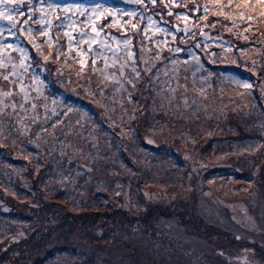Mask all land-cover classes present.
<instances>
[{
	"label": "rangeland",
	"instance_id": "1",
	"mask_svg": "<svg viewBox=\"0 0 264 264\" xmlns=\"http://www.w3.org/2000/svg\"><path fill=\"white\" fill-rule=\"evenodd\" d=\"M51 2L61 6L80 4L87 8L101 4L113 6L114 10H126L128 13L135 11L137 16L131 17L123 15L121 11L117 10L114 17L96 21V26L99 29L101 26L107 25L105 32L111 33L117 39L131 37V50L137 51L136 62L142 69L162 67L163 62H167V52L170 49L179 46L183 49L181 52L184 53L199 42V48L196 49L208 51L205 54L210 57L208 60L210 68L201 73L206 72V75L211 73L208 78L212 77V83H221L224 86L219 97L215 93H208L210 96L208 99V95L205 98L196 97L197 102L194 107L199 111L204 109V113L208 117H197L198 121H196L195 118H191L192 113H188L182 123L179 122V113L174 120L165 113L158 122L141 119L139 122L132 123L135 130L142 133L148 142L153 143L155 148L148 151L151 152L155 149L160 155L163 151L167 153L170 151L171 147H168V144H170L169 140L172 134L181 130L189 132V134L183 132L186 138L182 140L181 145H192L195 149L193 154L190 151L182 152V158L186 161L179 165L180 170L184 168L187 172L185 180L175 179L174 185L165 183L164 185L162 182H158L159 180H155L159 186H155V181L149 179L148 176V168L152 169L153 166L145 163L141 168L140 164L132 163L131 166L125 164L129 157L124 150L127 139L123 131L128 129L125 128L123 122H119L121 115L117 117L118 113L112 106H109L107 101L95 99V94L89 88L68 91L72 96L82 99L85 107L95 114V123L92 128L79 127L72 121L63 126L62 144L64 148L58 157V164L63 167L59 173H62L63 177L50 175L54 178L55 189L62 194L53 196L54 200L46 196L52 212H46L38 217H35V212L30 209V206L35 202L25 195L17 194L15 190L17 184H25L29 187L32 184H43V182L27 176L19 167L22 166L25 169L26 166L33 163L31 158L35 156V153L32 149L27 148L25 141H33L37 138L38 132L35 131L36 128H39L36 126H38L40 117L36 115V126L30 128L29 131V126L26 124L27 119L22 115L18 113L16 115L14 112L5 113L1 119L6 122L7 132H2V147L0 149L4 153L1 155L9 156V162L3 161L2 165L5 169L10 170L6 178L10 179L8 185L13 184L15 189L9 190V192L14 194L15 202L20 205L17 210L22 213L17 218H10L17 226V232L7 241L1 243V246H7V244L13 246L7 263L21 264L22 254L25 252L26 257L28 254H32L33 258L32 260L26 259L24 264H31L36 258L49 253L53 246H63V240L69 243L64 238V233L72 228L78 234L91 231V236L101 237L96 240L97 238H89V235L84 234L80 242L83 252L79 250L78 254L71 256L59 251L55 257L43 264H218V250L225 242L224 234H229V232H219L218 230L221 229V226L231 229L234 227V224L231 225V221L240 219H242L241 227H248V229L243 228L242 231H239V240L245 245L260 241L259 243L264 246V135H262L264 128L259 126L264 124V17L258 15L259 9L257 8L252 13L253 20L241 21L239 18L241 10L235 9L236 0L231 8H221L220 5L212 3V0H163L167 3L165 6L162 5L161 0H157L156 5H148L150 11L144 13L145 17L151 15L153 21L156 22L153 26L147 27L145 32L148 22L146 18L139 19V15L143 11V7L139 4H127L114 0H51ZM194 4L198 6L199 11L194 10ZM223 4L227 5V0H223ZM205 6L208 8L207 19L197 20V17L203 14ZM20 7L24 12L28 10L27 0ZM40 7L46 9L43 15L52 22L51 32L54 34L52 47L49 48L44 43L45 38H41L35 30L32 36L34 37L33 42L41 45L44 55H49L51 52L49 62L45 64V69H48L51 74L49 79L56 85V88H59L60 85L63 87L64 82L72 84L75 81L79 84L80 76H74L77 73H83V71L78 70L80 67H77L76 62L71 61L67 64L63 61V67L61 69L57 67L59 71L54 72L55 65H58L61 59L63 60L61 56L57 60L56 55H52L55 51L54 44L56 41L64 44L66 40L65 29L57 27V17H63L65 14L60 9L53 13L47 8V3L41 5L37 0L33 6L35 12L33 20L39 19L42 15L36 11ZM168 8L171 9V15L167 14ZM221 10L235 17V27L223 16L215 15ZM181 13L188 14L187 22L182 17L177 18V14ZM247 15L246 12L245 16ZM84 19V17L78 16L79 21ZM129 20L131 23H127ZM113 21L115 22L113 23ZM187 23L193 26L196 34L194 36L184 35L182 31H179L183 34V42L173 41L172 34L178 33L176 29H183V25ZM214 23L216 26L212 27ZM132 24H136L137 28L133 29ZM251 24L255 29L250 30ZM0 26L7 27V22L2 21ZM157 27L167 28L169 32L157 31ZM80 28L88 32L91 31L90 24L77 23L73 32L75 33ZM226 28H230L231 31H227ZM201 29L203 33H208L207 37L200 34ZM22 37L27 39L26 36ZM224 37L234 40L233 45L238 44L234 47L236 50L231 48L233 45L230 43L222 41ZM151 40L154 44L151 43ZM107 43L117 46L116 41L111 39ZM220 44L230 49H221ZM85 45L82 46L83 51L88 50L87 45L86 48L84 47ZM156 46H159L164 53L159 52L160 49L157 52ZM97 47L96 44L92 45L93 50ZM120 47L123 46L120 45ZM68 51L70 52V50ZM65 53L68 54L66 51ZM71 53L75 60L80 61L81 57L78 58L75 48L71 50ZM103 53L109 55L110 51L103 50ZM121 53L124 56L127 51H122L119 54ZM209 53H215V55H209ZM157 54L159 59L156 58ZM127 55L128 53L125 56ZM91 57L92 53L89 60ZM103 61V57L96 58L95 66ZM9 69L0 71H4L6 74ZM61 71L68 76L63 78V75L60 74ZM225 71L235 72V74L226 75ZM179 72L188 77L186 71L179 70ZM243 84H250L251 87L245 88L242 86ZM8 85V82L2 81L0 90L6 91L4 88ZM11 86L16 85L12 84ZM194 88L196 87L192 84L189 91L190 96H196L197 92ZM186 89H180L177 99L180 95L182 98L184 97L185 92H188ZM5 106L2 109H5ZM9 113H12V119H9ZM21 121H24L26 125L19 128ZM50 128L57 133L58 130H54L53 125ZM219 137L226 138L221 140ZM113 141L118 144V149L114 150L122 151L123 157H115L114 150H112L110 161L94 159L95 153L100 155L98 151L102 147L109 149ZM33 144L41 156L39 162H35L33 166L44 165L43 168L48 169L51 164L50 154L58 145H52L50 142L40 144L37 140ZM206 146L210 148L211 153L207 157H202L201 148ZM172 147H175V144ZM144 148L146 147L144 146ZM231 149L237 150L235 155H225V157L224 152L227 153ZM258 150L260 151L258 152ZM133 160L135 161V159ZM170 160L169 168H174L179 163L171 157ZM82 165L86 166L89 175L81 176L79 181L77 171ZM199 165H203V167ZM145 169L143 182L136 183L137 177L133 176H137ZM57 175L59 176L58 173ZM102 178L114 181L113 190L116 191L117 197L108 195L111 209L107 211L104 206L103 211H80L71 220L74 222L76 219V223H70L63 229V223L66 222L63 218V207L78 205L79 200L76 196L81 197L88 193L94 198L96 191L105 190L104 183L100 181ZM72 183L75 184L74 193L69 198L70 203H65L66 201L62 199L63 191L67 192L69 184ZM3 185L6 186V183ZM170 185L174 187L172 188ZM106 190L110 192L109 188ZM151 205H159L160 211L167 212L172 209L174 211L170 216L164 217L149 209L150 218L152 220L154 218L155 221L153 224L142 225L138 217H145L147 209ZM5 209L14 210L9 206ZM121 212L124 214L128 212L129 215L136 214L137 217L131 225L125 223L123 227H117L114 230L116 239L103 236L101 228L122 225L120 218L123 214L118 215ZM104 213L105 215L94 223H81L88 215ZM197 215L205 219L198 220ZM67 221L69 220L67 219ZM192 226L201 227L200 235L195 234ZM34 248H38L41 252L35 253ZM126 254L127 258L121 259L122 256L126 257ZM103 258H107L110 262L103 261ZM2 264L5 263L2 262Z\"/></svg>",
	"mask_w": 264,
	"mask_h": 264
},
{
	"label": "trees",
	"instance_id": "2",
	"mask_svg": "<svg viewBox=\"0 0 264 264\" xmlns=\"http://www.w3.org/2000/svg\"><path fill=\"white\" fill-rule=\"evenodd\" d=\"M167 3L163 2L162 5L165 6ZM27 11L25 10V13L27 15ZM18 19H24V17H18ZM0 25H2V21H0ZM31 23V22H30ZM26 27V26H24ZM254 26L251 24L250 30H253ZM255 29V28H254ZM178 32V31H177ZM176 35V41L181 40V37H183V34L181 32L175 33ZM230 36V35H229ZM43 38L42 36H40ZM236 38V37H235ZM37 39V38H36ZM18 40L21 44H23L25 47H28L31 52H33L32 59L36 60L37 56H35L34 49H32L31 44L25 39L24 37L18 36ZM43 40V39H42ZM224 42H228L231 45H233L234 40H230L227 37H224L222 39ZM12 42V41H11ZM16 41H13V44H15ZM151 43L154 44V42L151 40ZM63 43H60L59 41L55 42V51L52 55H56V48L57 45H62ZM235 45L231 46V48H234ZM221 49H230L227 46H221L219 45ZM86 48V45L84 46ZM60 47L59 51L61 52V62L58 65H55L54 72L59 71L57 67H63V61L65 63H71V61L76 62L78 65L77 67H80L78 70L83 71V73H77L74 77L81 78V82L78 84L75 81L70 84V82H64L63 87L60 85L59 88H56V85L51 82L49 77L51 76L50 71L46 69V71L41 72L39 69H37V75H39L40 79L43 81V83H40L39 81L32 82L30 88H29V99L28 101L22 100L23 93H20L17 95L16 86L8 85L4 89L6 91L9 90V87L13 90V95L11 97L7 96H0V110L2 111V115H0V120L4 121V127L3 129H0V148L2 147V132H7L6 128V122L4 119H1V117L7 113V112H13L10 105L15 102L16 103V110L14 113H17L22 115L23 118L27 119L26 124L30 128H35L36 126V115H38L39 128H36L35 132H38L37 138L33 139V141H25V144L28 149H32L35 153V156L32 159L33 163L29 166H26L25 169L22 168V166H19L21 168V171H23L27 176L32 177L34 180L43 182L42 185H34L32 184L30 187L25 184H17L16 185V193L20 195H25L27 198L32 200L33 203L30 206V209L35 212V217H38L39 215H43L46 212H52L51 206L49 203V200L46 199V196L49 199L54 200L53 196L56 194L61 195L62 193L60 191H57L54 187V178L50 175H54L56 177L62 178V173L60 170H63V167L58 164V157L60 155V151L63 150V126L65 123H68L69 121H72L73 124L79 126V127H86L92 128L94 125L95 120V114L92 113V111L85 107L84 102L79 97L72 96L68 91L72 90H79L82 88H89L93 91L95 94V99H101L105 102L107 101L109 103V106H112L114 108V111L118 114L116 116H120L119 122H123L125 124V128L128 129L124 132V136L127 139L126 140V146L124 147V150L126 151L129 159L128 162H125V164H128L131 166L133 163L134 165L140 164L141 168L143 164H148L150 166H153V168H148V176L151 180H159L158 182H162L163 184H171L174 185L175 179L181 178L184 179L187 176L186 170L184 168L180 170V163L185 162L186 160L182 158V152L183 151H190L193 154L194 147L192 145L190 146H184L181 145L183 142L182 140L186 137L184 136L183 132L187 131H177L176 134H172L170 136V144H168V147L170 148V151L167 153L166 151H163L162 155L157 153L155 149L153 151L149 152L148 150H151L152 148H155L153 143L148 142L142 133L135 130L134 125L132 123L139 122L141 119L144 120H151V122H158L160 121L164 114L167 113L169 117H171L172 120L177 116V113H179V122L183 123V119L188 115V113H192L191 118H195L196 121H198L197 117H208L204 112L205 110L202 109L201 111L196 110L194 107L197 102L196 97H206L211 93H215L216 96H220L222 93H220L223 89V84L221 83H212L213 79L208 78L207 80H203L202 77L206 76V72L201 73L204 70H207L210 68V62L208 61L210 57H208L206 53L208 51L200 50L196 48H191L189 50H186V52H174L169 51L167 52V62H163L162 67L161 66H155L152 67L151 73L154 78L149 77V75H146L144 71H141V75L139 79L135 78V74L131 71V68L135 66L138 70H141L142 68L140 65L136 62L137 58V51L131 50L134 53L135 57V65H133L132 61L129 59V56H123L121 54L113 55L112 52L110 54L103 53V57L107 58V63L109 65L108 68L105 69L104 67V61L101 62V64L97 66H93L92 58H93V52L88 51L85 49L83 51V55L78 56L81 57L80 61L72 56L71 50L70 52L64 47ZM157 52L159 51V46H156ZM188 48V47H187ZM94 49V48H93ZM236 50V48H234ZM68 52L67 53H65ZM161 53H164L160 51ZM88 53V54H85ZM92 53V57L89 60V56ZM183 53V54H182ZM190 53H196L199 56V60L190 58ZM202 54V55H201ZM11 56L13 58L14 62H19V54L16 52H12ZM205 60L208 61V63H205ZM7 62V61H6ZM115 64V67H112V65ZM120 65H124L123 74H121L120 71ZM203 65V67H201ZM45 67V65H44ZM93 67L96 69L93 70ZM146 69V67H145ZM224 69V68H223ZM11 69H9L10 71ZM179 70H183V72H187L188 77L183 76V73H180ZM225 70V69H224ZM52 73V72H51ZM63 71L60 72L61 75H63V78H66L68 75L62 74ZM235 74V72L225 71V74ZM7 74V73H6ZM220 74V73H219ZM165 77V78H164ZM128 80H132V83H134L136 86L135 88L132 87L131 84L128 83ZM31 81L30 76L25 77V85H29V82ZM19 83V81H17ZM2 84V81H0V85ZM192 84L196 87V96H190L189 91L191 90ZM187 86V89H186ZM186 89L184 94V97L182 98V95L179 96L177 99V96L180 92V89ZM37 89L39 91H37ZM193 89V90H194ZM3 90V89H2ZM213 91V92H211ZM53 92V93H50ZM207 93V94H206ZM129 94L131 95V100H129ZM210 96H207V99ZM252 96L250 95V98ZM215 98V97H214ZM185 100H187V103H185ZM35 101V102H34ZM37 102V103H36ZM207 102V101H206ZM208 103V102H207ZM23 104V108L21 109L20 105ZM32 104H35V108L33 109L31 107ZM8 105L9 107H6L5 109H2L3 106ZM176 114V115H175ZM24 121H21L19 128H22L24 125H26ZM53 125L54 130H58L57 133L50 128ZM262 128H264V124H260ZM18 128V127H17ZM39 129V130H37ZM2 130V131H1ZM32 134H34L32 132ZM189 134V132H187ZM188 137V136H187ZM58 138V140H57ZM196 138V137H194ZM206 138V137H205ZM221 140L225 139L226 137H219ZM228 138H231L228 136ZM37 140L40 142V144H46L50 142L52 145L57 144L58 147L55 148L54 151L50 154V165L48 169L43 168L44 165H41L39 167L33 166L35 162H39V158H41L39 154V150L34 146V141ZM212 140V139H211ZM175 144V147H172ZM185 144V143H184ZM144 146L146 148H144ZM118 144L113 141L111 147L107 149L106 147H102L98 152L100 155L96 154L94 155V159L100 158L102 161H110L112 150L118 149ZM151 147V148H150ZM186 147V148H185ZM161 148V147H160ZM264 148V147H263ZM123 150V148H121ZM236 149L228 150L227 153L224 152V156H234L236 153ZM260 150H258L259 152ZM211 153V150L209 147L201 148V156L207 157ZM239 153L241 151L239 150ZM261 153V152H260ZM2 150L0 149V264L4 262L5 264H8V259L10 257V251L13 249V246L10 244H7V246H1V243L4 241H7L9 237H11L13 234L17 232V226L13 221L10 220V218H17L19 215H22L20 211L17 210L20 205H18L14 200V194L12 192H9V190H14L15 187L13 184L10 186L8 185L10 183V179H7L6 176L8 175L9 169H5V167L2 165L3 161L9 162V156L8 155H1ZM177 160L179 163L174 168H169L170 164L169 162L170 157L168 155ZM113 155L115 157H123L122 151H113ZM136 156V157H135ZM225 156V157H226ZM135 159V161L133 160ZM161 159V160H160ZM86 163V162H85ZM77 170V169H76ZM180 170V171H178ZM78 172V178L79 181L81 179V176L88 174L89 172L86 169V166L82 165L79 166ZM146 169L142 172H139L137 176L136 183L139 182L140 184L143 182V175L145 174ZM33 173H36V175H33ZM56 173V174H55ZM59 174V176L57 175ZM105 185V190L102 191H96L95 197L93 198L88 193L85 195H82L81 197L76 196V198L79 200L78 205H68V207H63V218L66 220V222L63 223V229L67 227L70 223L75 224L76 219L74 222H72V218L76 216L77 214L81 212H95V211H103L104 206L106 207V210H110L109 207L110 203L108 200V195H113V197H117V193L114 189V181L106 178L100 179ZM109 181V182H108ZM150 181V180H148ZM154 183L155 186H159L158 183ZM6 183V186L3 184ZM100 184V183H99ZM164 184V185H165ZM163 185V187L167 188ZM170 185V186H171ZM75 186L74 183L69 184L67 192L63 191V198L66 202L70 203L69 198L74 193L73 187ZM172 188L174 186H171ZM109 188L110 192L106 189ZM111 194H109V193ZM115 194V195H114ZM62 197V196H60ZM11 207L14 208V210H7L5 207ZM196 208V207H195ZM149 209H151L153 212H158L157 215H163L164 217H168L172 214V210L169 211H160L159 205H151L147 209V214L144 216L138 217L141 221L142 225L147 224H153L155 219L153 220L150 218L151 214L149 213ZM56 212V211H55ZM120 218V222L122 225L115 226L112 228H101L103 233V236L106 237H112L113 239L115 237L116 232H114L117 227H123L125 223L127 225H131L132 221L137 217L136 214L129 215L128 212L124 214L123 212L118 213V215H122ZM104 214L96 215L91 214L86 216L81 223H94L98 219H100ZM144 217V218H143ZM198 220H204L205 218H202V216H196ZM67 219L69 221H67ZM74 219V218H73ZM143 219V220H142ZM188 219V218H187ZM189 220V219H188ZM152 221V222H151ZM211 224V223H209ZM194 229L195 234H198V228L197 226H192ZM84 234L89 235V238H97L96 240H99L101 236H91L92 233L90 232H83L78 234L74 228H72L70 231L64 233V238L69 241L66 242L63 240V246H53L52 250L49 253H46L38 258H36L34 261H32L31 264H43L44 262L50 260L51 258L55 257V255L59 251H63L66 255H73L78 254V252H83V246L81 245V238L84 236ZM73 238V240H72ZM122 240V239H121ZM157 240V238H156ZM80 243V246H79ZM80 250V251H79ZM35 253H40L41 251L38 248H34ZM23 261L21 264H24L26 262V259L32 260L33 256L32 254H28L26 257V253L23 252L22 254ZM127 258L126 257H121ZM55 259V258H54ZM109 261L107 258H103V261Z\"/></svg>",
	"mask_w": 264,
	"mask_h": 264
},
{
	"label": "snow or ice",
	"instance_id": "3",
	"mask_svg": "<svg viewBox=\"0 0 264 264\" xmlns=\"http://www.w3.org/2000/svg\"><path fill=\"white\" fill-rule=\"evenodd\" d=\"M28 2V11L27 15L24 11L21 10L20 5L25 3V0H0V21H6L7 27L0 26V70H8L7 74H4V71H0V81H6L9 85L15 84L17 95L20 93H23L22 100L25 102L29 99V88L32 84V82L39 81L40 83H43V81L40 79L39 75H37V69H39L41 72L46 71L44 65L49 62V58L51 56V52H49V55H44L43 51L41 50V45L34 43V37L32 36L33 31L39 33L40 36L44 37V43L49 46V48L52 47L53 44V37L54 34L51 32L52 28V22L51 20L47 19L45 15H43L46 12V9L44 7L37 8L36 11L42 13V15L37 20H33V16L35 15V12L33 11V6L37 2V0H27ZM39 4L43 5L47 3V8L50 9L53 13L57 11V9H60L65 15L63 17H57L58 24L57 27L65 29L64 36L66 37V40L64 44L57 45V51H56V59L58 60L61 56V52L59 51L60 47H66L68 50H72L75 48L77 55L81 56L83 55V45H87L88 50L93 52V66L96 63V58L103 57V50H107L113 53V55H117L122 51H127L129 59L132 61L133 65H135V57L134 53L131 51L132 44H131V37H127L124 39H117L115 36H112L111 33H106L105 28L107 25L101 26L99 29L96 26V21L107 19L108 17H114L115 11H121L123 15H129L131 17H136L137 13L131 12L128 13L126 10H114L113 6H105L101 4H96L91 6L90 8L85 7L84 5L76 4V5H63L52 3L51 0H38ZM129 3L139 4L143 7V11L139 15V19L144 20L147 19V26L145 28V32L147 30V27L153 26L154 22L151 15H148L145 17L144 13L150 11L148 8V5L155 6L157 3V0H128ZM161 3H163V0H161ZM212 3L216 5H220L221 8L223 7H229L234 3V0H227V5L223 4V0H212ZM186 7V5H185ZM259 9L258 15L261 17H264V0H236L235 2V9H240L239 12V18L241 21L247 20H253L254 16L252 15L253 12L256 11V9ZM194 10L199 11L198 6L194 4ZM207 12L208 8L205 6L203 9V14L201 16L197 17V20H206L207 19ZM248 13L247 16H245V13ZM71 13V15H69ZM168 15H171V9L168 8ZM24 19H18V17H25ZM215 15L217 17L223 16L226 21H230L233 23V26L235 27V17L231 16L229 13L224 12L221 10L220 12H216ZM78 16L84 17L85 19L83 21L78 20ZM183 18L185 22L188 21L189 17L187 13H181L177 14V18ZM31 22V23H30ZM115 21H113L114 23ZM77 23H84V24H90L91 31H85L83 28H80L73 32V28ZM127 23H131V20L127 21ZM27 26V30L25 31V27ZM133 29L137 28L136 24L131 25ZM207 27V25H204ZM216 24L214 23L212 27H215ZM176 27V26H173ZM250 27V25H249ZM157 31H161L164 33H168L169 29L164 28L161 29L159 27L156 28ZM227 31H231L230 28H226ZM176 31H182L185 34H191L195 35V30L190 26H185L183 29L177 28ZM247 31V29H245ZM103 33V36L101 34ZM7 34V35H5ZM94 34V35H93ZM202 36L205 35L203 33V30L201 29ZM26 36L27 41L31 44L32 49H34L35 55L38 57L36 60L32 59L33 52L29 50L28 47H25L23 44L20 43L18 40V36ZM111 39L116 41V48L114 49L112 45L108 44L107 41ZM172 39L175 41L176 35L172 34ZM247 39V37H245ZM181 40L183 42L184 37H181ZM11 41H16L15 44H13ZM96 44L98 47L93 50L92 45ZM120 45L123 47L121 48ZM193 48H199V42L192 45ZM170 51L174 52H181L183 49L179 46L175 47L174 49H170ZM12 52H16L19 54V62H14L13 58L11 56ZM202 55V54H201ZM209 55H215V53H209ZM42 57V59H41ZM157 59H159V55L157 54ZM190 58L199 60V56L196 53H190ZM104 59V67L105 69L109 67L107 63V58L103 57ZM7 61V62H6ZM205 63H208L207 60H205ZM255 63V62H254ZM116 65L113 64L112 67H115ZM203 67V65H201ZM124 65H120V71L121 74H123ZM93 70L96 69L93 67ZM131 71L135 74V78L139 79L141 75V71H144L146 75H149L150 79L154 78L151 73V69H141L138 70L135 66L131 68ZM211 75V73H208V75L202 77L203 80H207L208 77ZM30 76L31 81L29 82V85H25V77ZM227 79H232L231 77H226ZM19 81V83H17ZM128 83L132 85L133 88H135V84L132 83V80H128ZM245 88H250V84H243L242 85ZM37 91H39L37 89ZM13 95V90L11 87H9L8 91L0 90V96H7L11 97ZM129 100H131V95L129 94ZM185 103H187V100H185ZM5 107H9L6 105ZM10 107L12 108L13 112L16 110V103L13 102ZM21 109L23 108V104L20 105ZM31 107L34 109L35 104H32ZM0 115H2V110H0ZM9 119H12V113L8 114ZM4 127V121L0 120V129H3ZM264 135V133H262ZM150 142V141H149ZM200 167H203V165H199ZM119 194V193H118ZM245 218H247L245 216ZM239 239V237H237ZM245 264H248L246 261Z\"/></svg>",
	"mask_w": 264,
	"mask_h": 264
},
{
	"label": "flooded vegetation",
	"instance_id": "4",
	"mask_svg": "<svg viewBox=\"0 0 264 264\" xmlns=\"http://www.w3.org/2000/svg\"><path fill=\"white\" fill-rule=\"evenodd\" d=\"M114 47V46H113ZM234 227L224 228L218 230L229 232V234H224L225 242L223 246L218 250V264H264V246L258 242L245 245L237 237H239V231H242V219L239 221L232 220L231 225ZM200 228H198V234L200 235ZM217 229V228H216ZM245 230L248 229L244 228ZM250 229V228H249ZM233 233V234H232Z\"/></svg>",
	"mask_w": 264,
	"mask_h": 264
},
{
	"label": "water",
	"instance_id": "5",
	"mask_svg": "<svg viewBox=\"0 0 264 264\" xmlns=\"http://www.w3.org/2000/svg\"><path fill=\"white\" fill-rule=\"evenodd\" d=\"M115 1H118V2L122 1V2L127 3V4H134V3H129L128 0H115ZM186 25H187V26H190V27L193 28V26H191V25L188 24V23H187V24H184V25H183V28H184ZM183 34L185 35L184 32H183ZM204 34H205V35H203V37H207L208 33L205 32ZM115 48H116V46H114V49H115Z\"/></svg>",
	"mask_w": 264,
	"mask_h": 264
}]
</instances>
